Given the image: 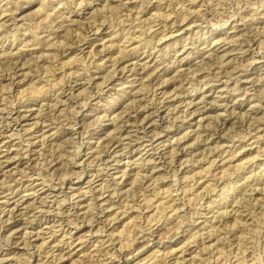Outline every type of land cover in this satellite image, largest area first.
<instances>
[{
  "label": "rangeland",
  "instance_id": "1",
  "mask_svg": "<svg viewBox=\"0 0 264 264\" xmlns=\"http://www.w3.org/2000/svg\"><path fill=\"white\" fill-rule=\"evenodd\" d=\"M74 1L75 0H0V18L2 12L9 13L8 16L1 20V22L4 20L5 22L4 24H1L3 27L0 29V72L1 69L4 68V65L9 66L4 63V61L10 57L7 51H10L17 45V41L15 44L12 42V35L15 31H17L16 33L25 31L28 33L30 39H35L36 41L42 40V43L40 44L42 45L41 50H46L45 48L50 40H44L45 38L42 37L48 34L50 30L58 28L57 26L55 27V24L59 19L61 11H65V14L72 19L79 20L75 22L68 20L64 23L65 25H68L73 22V24L67 26L68 28H73V31L68 37L71 38L73 36L87 35L86 38L79 41L78 45H73L72 49H67L64 52L65 54H63V57H61V55L46 57L49 61L41 60L39 66L33 65V61L37 60L36 56L31 57L32 55L30 54L25 56L26 58L31 57L27 61L33 65L34 71H29V69L18 71L21 75L23 72H27L28 75L25 79H22L24 78V75H19L15 83L10 79H3L0 81L1 111L2 107L9 109L12 107L11 104L15 103V106H17L18 102L21 103L24 100L26 101L27 98L29 100L33 98L34 101L31 103L36 101L44 103L51 102V99L53 100L57 97V94H54L55 90H57V83L55 82H58L57 87H61L62 85L66 87L68 82L75 85V79L78 78V82H82V84H78L72 89L74 90L71 92L73 94L70 93L67 96L63 95L65 96L64 99L67 98L64 103H58L61 108H65L63 111L59 112L60 115H58L60 117V120L58 121L59 131L62 132L68 130V123L72 122L75 118V109H81L80 113L83 112L85 114V116H80L83 117L82 122L76 125V127H80L79 130L82 131V135L81 133H74V129L72 133L69 131L68 134H63L64 136L62 137H55V135L48 136L49 138L45 139L44 144L42 143L43 138L41 139V137H39L35 151L32 152L31 164H27L25 163V160L20 161L19 159L24 156L22 154L23 151L21 150V146L19 145L22 138L17 135L4 137L6 140L5 142L9 141V143L7 146H5V142L0 144V179L3 178L4 173L11 174L9 179L11 180L12 177H15L17 180H11L10 182L12 185H15L17 191H20L23 190L26 185L31 183L35 184L37 180H40L36 179L41 176L39 172L43 173V175L48 174V179L52 176L49 171L50 169H55V172L53 173H56V175L54 177L57 175L59 178L60 176L64 177L65 175H67V177L70 176V178L73 179L71 187L70 184H65L64 191L58 194V197L56 198L50 196L45 205L48 206V203H50L56 207V199H62L64 196L70 195L72 198L71 200H68L66 207H71L72 211L77 212L75 217L72 216V218H75V220L80 222L81 225L80 228H76L72 224L71 227H74L72 230L73 233H77V235H81L82 237L92 236V240L97 238L102 239L104 237L107 238V234L116 237L117 241L116 247L113 250V256L112 258H108L107 261H103L105 260V257L102 255V261H100L98 256H93L95 252L93 248L95 247H86L85 251H82L86 243L82 245L79 244L80 242H76L71 246L73 249L70 253L74 251L79 252L77 254H74L75 252L72 253V256H69L68 260L65 261L57 259V264H136L138 260L146 257V255L150 254L155 248H162V250L164 249L165 251H168L169 262H166L165 264H173L180 252L174 255L171 254L172 252H170L169 249L172 248V246L178 247L183 243L181 239L187 232H189V230L184 232L183 229L188 228V226L189 228H192L190 225L199 223L200 220H203L197 219V215L192 217V214L196 209L200 208V205L207 204V202H205L208 199L207 195L213 193V197H216L217 190L210 191L213 186H215L213 183L217 181V178L213 179L215 175H213L212 172H217L216 174L218 175L216 176L222 174V171L230 174L228 182L230 187H232L233 196L240 199L241 203L246 201V196H248V193L246 195L241 191L243 186L252 183L251 180L246 181L245 178L251 173L249 170L254 168L263 175L259 187L264 190V121H261L264 117V0H187L183 7H181V2L184 0H124L127 1L126 5H128L129 8L123 10H121L123 6L120 8L117 6L120 2L118 0H96L89 7H83L82 9L77 8L76 10L78 11V14H76V12H68V10L74 8L72 7ZM202 2L204 4L203 7L200 6ZM170 10L173 11L170 20L171 18H174V20H177V24L173 25V27L166 28L163 27V24L166 23L165 15L169 13ZM123 12L126 14L121 16ZM234 12L238 13L236 16L237 20L234 18L229 20ZM127 13L132 15L138 13L140 19H134L133 17L128 20L126 18L131 16H128ZM193 14L196 15L198 21L189 25L187 23L188 19L184 20V17L187 15H190L191 17ZM15 16L18 17L14 19L13 17ZM94 19H96V21ZM228 20L229 22H227ZM236 22L240 25V29L238 30L234 27ZM100 23L104 24L101 25L99 30L96 28L92 29L93 27L90 26L99 25ZM131 24L133 25L132 29H135V31H133L135 35L134 38H131L128 41L124 37L127 36V32H121V30L130 27ZM176 28H181V30L175 31ZM59 29L60 28H58V30ZM163 32L172 34V36L167 37V34L165 38L160 40L158 47L153 50L157 55L159 54L161 60L164 59L167 62L170 61V58L172 60H176L177 58L181 60L180 63L183 64L184 68L182 76H174V74H176V69L178 68L177 61L176 66H174L176 67L175 69L172 68L173 70H170L165 77L157 78L155 82H152V85L154 84V86H147L146 89L141 91L138 89L141 83V80H138V78L142 76L141 69L127 70L124 73L119 71L114 76V79H116L114 81L118 80L115 86H112V84L107 85L108 83H105L103 85L104 90H101V88L99 89L98 86H100L103 79L101 76L106 73L104 69H111L113 66L120 68L125 63H128V60L122 56L124 54H131L128 55V57L133 58V60H138V56L142 61L147 60L148 57H145L147 53L141 51L146 47L147 50L152 48L155 44V40H158ZM209 32H212L210 37L208 36ZM64 33L65 32H62V34ZM54 35H56V33ZM63 39L64 37L61 36L60 40ZM192 39H196V43L193 45H197L195 50L201 49L206 45H208V49L214 48L215 51L213 56L211 58H206L205 53L203 56L193 54V57H184L187 54V51H184L183 46H187L185 50L187 48L190 50L192 43L189 42ZM198 39H201V41H197ZM217 39L220 40L221 45L215 46L217 41H214ZM53 40H57V38L52 39V41ZM67 40H69V38H67ZM205 41L207 42L204 43ZM241 42L242 45L240 44ZM104 43L109 45L107 46L106 51L102 50L105 48V46L102 45ZM240 47H242V49H240ZM138 48L141 51L136 53L135 50ZM159 49L161 50L158 51ZM176 50L179 51L176 52ZM40 52L41 51L37 52V56ZM56 52L58 53V51ZM61 62H67V64L72 62L70 69L64 68V72L74 71L71 76H63V73L60 72L61 69L56 72L51 71L52 63L54 66L56 64L61 65ZM153 63L154 62L151 61V66H153ZM88 69L89 73H93V76L96 77L95 84L93 85H85V83H88L89 79L84 78L83 75H77L79 72H86ZM220 70H224L223 75L225 74L221 80L215 75L217 74V71ZM245 73L246 76L242 77V80L239 82L246 83V85L240 92L233 91L232 88L227 89L224 87L223 81L229 78V74L233 75L230 84L234 86L235 81L239 79L237 75H244ZM29 77L30 79L27 81ZM167 77H170L168 82L166 81ZM118 78H122V80H119ZM20 79L21 82L17 83ZM45 79H47V81H43ZM200 80L202 81L201 83ZM123 81L126 82L122 83ZM23 82L24 84H22ZM192 85H200L203 90L213 88L211 91H207V93H209L207 96L209 101L207 103L200 102L199 105L202 107L200 108L201 112L198 110L193 116L190 114L193 107L186 108V102L181 103L182 100H180L185 94L196 93ZM86 86L88 87L85 88ZM245 89L247 95L243 97L240 93ZM69 90H67V93ZM183 90L185 91L181 93ZM180 93L181 95H179ZM99 94L101 95L99 96ZM169 95L171 97H167ZM124 97L126 99H124ZM84 100L87 101L86 105L82 102ZM160 100L161 102H159ZM172 103L174 104L172 105L173 107L178 106V109L180 108V110L187 109L185 115L181 117V120L183 118L185 122L181 129L182 132L180 133H176V127H174V130L165 128V125L170 124L169 119L172 120V116L176 112L168 113L169 109L164 107V105L169 106V104ZM34 106L35 109H38L40 105ZM158 107H162L161 120L160 122L156 121V123L159 124H155L151 129L153 131L161 130L162 133L154 135V137L163 138L156 140L154 144H157L162 139H166L168 146L164 145L160 148L162 152L155 155L156 160H152L153 157H151L152 154H150L152 153V150L146 153L147 149H144V145L140 149L141 152H138L137 150L134 151L133 157L132 154L127 153L122 155V160H113L112 158L110 165L107 168H105L104 164L98 166L94 165L93 162H90V160L92 161L95 159L101 153L104 146L113 139V136L116 133L115 124L117 123V119H114L113 116L115 113L120 114V116L125 115L126 118H129L130 121L128 123L119 122L118 125H124L126 132L130 129L135 135L136 122L141 124L146 123L147 125L148 123L145 117L149 115V113L155 111ZM19 108L24 109L27 108V106H20ZM3 111L5 117L8 116L9 113L6 110ZM128 113H131V116H128ZM181 113L183 114V112ZM100 115H102V117L104 116V118L94 124L95 119ZM201 116H205V119L200 124L199 119ZM134 117H137L138 119H135ZM37 118L38 116L35 118L33 115L29 119L22 121L21 125H15L14 127L10 126V129L11 127H13V129L8 133H11L13 130L16 132L22 130L21 132L24 134L25 139L26 137L30 138L35 135H40L42 132V125H40V123L33 124ZM143 119H145L144 122H142ZM181 120H176V122H180ZM218 120L220 121L219 130H221L222 126L225 127L224 131L221 132V134L225 135L224 138H216L218 134L212 136L208 135L210 132L204 130L209 129L212 124H217ZM223 121H225V125H223ZM243 121H254L257 122L255 123L256 125L261 124V128L258 130L263 134L262 138L259 139L252 133L248 134L246 137L240 136L239 134L242 131H246V127L242 126ZM63 124L65 126H63ZM83 124H85V127ZM0 125H2V123ZM24 129H27V131H24ZM34 129H36V131H34ZM45 129H49V127H46ZM188 129L191 134L182 140L183 145H181L180 148L184 145H190L187 148L189 155L193 154L191 155L192 159L186 163L185 167H183L185 168L184 171H182L183 168L180 169L181 166L177 164L176 172L178 175L174 176L173 165H171L170 162L168 164L170 167H167V164H162L165 163L166 160L171 159H168L169 151L173 148V145L170 146V140L174 143L176 139L183 137V134ZM53 130L55 129H51L49 133L53 132ZM87 130L89 131L87 132ZM32 131L34 132L32 136L27 134ZM200 131L203 134L200 142H195L197 132ZM94 132H98L99 136ZM140 133L141 132H139V134ZM142 133L140 136H143ZM153 134L154 132H151L150 135ZM134 135L132 138H127L125 142H128L131 147L135 145L136 148L138 145H136L137 142H135ZM233 136H235V138ZM2 137L3 136H0V138ZM213 137H215L216 140H222L220 143H226L222 148L224 150L220 152L223 153V156H226L228 161L226 164H222L223 166L217 170L213 168H211V170L208 169L213 155L201 159L204 151L206 152L209 148L205 143L206 138H210L207 140V143L214 146L215 143H210ZM148 138L149 137L147 136L144 137V139ZM54 148H56L55 151ZM203 148H205V150H203ZM8 149H10L9 155L12 156L9 159H7ZM252 149L255 150L249 151ZM17 150H20L19 154H16ZM57 150L59 153H57L55 157L57 158L60 156V153L62 157L55 159L53 162L50 160L47 161V158H54L52 154H55ZM125 150L128 151V149ZM257 150L262 154L260 157L256 156ZM88 151H93V155L90 158H88L89 154H86ZM41 152H43V154H40ZM181 152L182 151L179 152V156L182 155ZM28 155L25 159L28 158ZM38 158L40 161L36 163V161L39 160ZM130 158L132 161L130 165L126 167V164L124 163L128 162ZM45 159L46 161H44ZM153 161H157V167L153 166L155 165ZM117 165H119L121 170L129 171L130 175L121 177L122 171L120 170L118 172V168H116ZM159 166H161L162 169L160 171H158ZM2 167L4 168L3 170H1ZM171 167L173 168L171 169ZM98 168L104 171H100L102 172V175L95 176L93 179L94 181L92 182L88 181L89 178L86 175L81 178L78 176L80 171H85L87 174H90V169L96 170ZM24 169H26L27 172L24 171ZM146 172L153 175V179H159L158 186L160 187L153 190H146V195H142V188L144 187L140 177ZM201 172H207V174L210 175L205 179L204 176L200 177ZM28 173H34V176L28 177ZM137 175L138 180H135ZM21 177L24 182L23 185V182H20ZM177 177H181L182 182L178 180L177 183L175 182V184H173L174 179ZM126 178H128V180L124 182ZM196 179H198L197 182ZM114 180H119L120 184H114ZM106 182L109 184L111 183V187L110 189H102L104 190V196L108 197L113 189H120L123 186L124 189H122L126 192L122 193L119 197H117L116 194L113 197L116 206L120 204L124 205L129 202L128 204H134L135 208H132L134 210H130V212L125 215H120L121 219L124 218L123 222L120 220L113 221L107 226L105 232L100 233L95 231L97 227H94V230H89L90 228H93L92 222L95 218L93 217L91 219L92 213L83 214V211L86 208L83 210L80 208L83 207V200L91 194L92 191L89 190H92L93 188V191L98 193V191H101L102 187L104 188ZM208 182H211L210 184L212 185L209 184L205 187ZM20 183L22 187L19 188L20 185L16 184ZM101 183H104V185L102 186ZM222 185L223 183L220 184L217 189ZM40 186L41 185L38 187ZM177 187H179L178 190H176ZM197 187L199 190H196ZM24 192L25 191H21L20 195ZM83 192H86V195L83 194ZM257 192V196H263L260 200L261 205H249L251 210L255 209L253 214L255 220L251 218L248 220L247 224L242 223L238 226L235 231L236 237L233 239V247L230 248L228 246V239H222L220 242H218L217 239L211 241V243L214 242L216 245V250L217 248L220 250L219 254H221V256L217 261L218 264L233 263V260L236 258L234 255L238 253V251H241V249H238L240 246L239 240L244 244L250 241L251 247L248 251H252L253 257L251 258L250 256L248 258V263L264 264V251L262 248L264 246V191L262 192V190H260ZM255 193L256 192H254V194ZM33 196L34 195H31L30 200H28L33 201L31 203L38 201L37 198L34 200ZM203 196L204 200H202ZM146 197L150 200L145 201ZM173 197H177L176 201L171 200ZM4 199L5 197H2L1 194L0 203H3ZM216 199H219V196L216 197ZM229 199L232 200L231 195H229ZM71 203H77L78 205L75 204V206H70ZM106 205H109V203H106ZM174 205L175 207H183V210L179 211L180 216H178V218L168 219V215L170 214L169 209ZM21 209L22 210L16 212V222L13 224L15 225V228H17L16 230H18V232L13 234L14 238L19 239L20 244L17 246L14 244L12 246V250L16 249V257L14 259L10 256L9 257L10 259H13V263L16 264H36V256L39 250L37 246L33 245L28 247L23 243V232L26 230L25 227L28 228V233L30 231L33 232L31 234H26L24 239L29 238L30 235L31 241L40 243L42 241V236L47 238L48 241L53 237H50L51 232H44L47 230H42L40 238L37 237L38 230H31L33 227H36V223H34V226H31L30 223H22L27 220L28 215L24 214L27 211L25 206H22ZM21 211H23L22 214ZM55 211H57V209ZM184 221L186 222L183 223ZM229 221L232 223L234 219L231 217L229 218ZM125 222H127L126 225H124ZM18 223L19 225H17ZM42 226L43 228H47L45 227L46 223H43ZM67 228L68 226H66V229ZM53 229H57V227ZM6 230L8 229L4 228L0 231V237H2V233L8 234ZM143 230H145V233H147L148 230H158L155 238L151 240L145 248H142V246L146 243V240H144V237L139 236ZM226 231L227 228H223V232H219H222V236H225ZM60 234L61 230L57 232V235ZM208 241L209 240L206 242ZM199 243V245L203 246L204 241L199 238ZM201 246L195 250L197 245H194L188 250V254H186L187 261L184 264H216L214 262L210 263L208 259H194V255L199 254L197 257H205L207 255H201ZM44 248L45 246H43V252ZM68 249L69 247H67V244L64 245L63 252L66 253V250ZM104 249L106 250V248ZM26 250L29 251L27 252ZM5 252L6 250L4 253ZM60 252V250H56V253ZM189 252H191V254ZM67 254L68 253H66V255ZM219 254H216V257ZM164 256L165 255L163 254L159 256L156 262H162ZM191 257L196 261L189 263ZM254 257L256 259H253ZM7 261L8 260L1 261L0 264H9Z\"/></svg>",
  "mask_w": 264,
  "mask_h": 264
},
{
  "label": "bare ground",
  "instance_id": "2",
  "mask_svg": "<svg viewBox=\"0 0 264 264\" xmlns=\"http://www.w3.org/2000/svg\"><path fill=\"white\" fill-rule=\"evenodd\" d=\"M95 1L96 0H80V1L75 0L74 4L72 5V7H74V8L71 10H68V12L69 13L76 12V14H78L77 13L78 11L76 10L77 8L82 9L83 7H89ZM118 1H120L117 4L118 8L123 6L121 8V10L129 8V6L126 5L127 1H124V0H118ZM186 1L187 0H184L181 2V7L185 6ZM203 5L204 4L202 2L200 4V6L203 7ZM153 6H154V4H153ZM104 10H106V9H104ZM124 14H126V13L123 12L121 14V16H123ZM127 14H128V16L129 15L131 16V17L126 18L128 20H129V18H133V17H134V19H137V18L140 19L138 13L136 15H134V14L132 15L129 13H127ZM237 14H238L237 12H234V14L232 16H230L229 20L233 19V18L236 19ZM8 15H9V13L2 12L1 18H0V29L3 27L1 24H4V22H5V20L3 22H1V20ZM172 15H173L172 10H170L169 13H167L165 15L166 16L165 17L166 23L163 24V27H166V28L173 27V25L177 24V20H174V18L173 19L171 18V20H170V17ZM17 17L18 16H15L13 18L16 19ZM185 19H188L187 23L189 25H192V23H196L198 21L195 14H193L191 17H190V15H187L184 17V20ZM68 20H72L73 22L79 21L77 19H72L70 16H67V14H65V11H61L59 14V19L55 24V27L57 26L60 29L59 30H58V28L52 29V30H50V32H48V34H46L45 36L42 37V38H45L44 40H47V39L50 40L47 43L48 45L45 48L46 50H43V51L41 50L42 45H40L42 43V40L36 41L35 39L34 40L30 39L28 37V33L25 31L21 32V33H19V32L16 33L17 31H15V33L12 35L13 36L12 42H13V44H15V42L17 41V45L13 49H11L10 51H7V53L9 54L10 57L7 60H5L4 63L8 64L9 66L4 65V68L1 69V72H0L1 73L0 74L1 80L0 81H2L3 79H10L13 83H15V81L19 75L20 76L24 75V78H22V79H25V77H27L28 73L23 72L21 75L20 72H18V71H24L25 69H29V71H34L33 65L39 66L41 60L49 61V59L46 58L49 56L51 57V56L61 55V57H63L64 56L63 54H65L64 52L67 49H70V48L72 49L73 45L74 46L78 45L79 41H82L84 38H86L87 35L73 36L71 38L68 37V35L71 34V32L73 31V28L67 27L68 25L70 26L71 24H73V22L69 23L68 25L64 24ZM94 20L96 21V19H94ZM229 20L227 22H229ZM103 24L104 23H100L99 25H94V26L90 25V26L93 27L92 29L96 28L97 30H99L101 25H103ZM132 27H133V25L131 24L130 27L124 28L123 30H121V32L122 31L127 32V36H124V37L128 41L131 38H134V35H135V33L133 32V31H135V29H132ZM234 27H236L237 30L240 29L239 23L236 22ZM179 30H181V28L175 29V31H179ZM171 31H173V30H171ZM62 32H65L66 34L65 33L62 34ZM55 33H56V35H54ZM171 33H173V32H171ZM205 33H207V32H205ZM167 34L168 33L163 32L162 36L158 40H155V44L149 50L146 49L147 47L144 49L141 48V49H143L142 51L139 48L135 50L136 53L139 51L146 52L147 54L145 57H148L147 60L142 61L141 58H139V56L137 58L138 60H133V58L128 57V55H131V54H124L122 56H123V58L128 60V63H125L120 68L113 66L111 69H108V68L104 69L106 71V73H105V75L101 76L103 79L101 81L100 86H98L99 89L101 88V90H104L103 85L105 83L106 84L108 83L107 85L112 84V86H115L116 82L118 80L114 81V80H116V79H114V76L119 71L124 73L127 70L141 69L142 76H140L138 78V80H141V83L138 87V89L141 91L143 89H146L147 86H151L152 82H155V80L157 78H163V77H165V75H167L170 72V70L175 69L176 67H174V66H176L177 61H178V63H177L178 68L176 69V74H174V76H179V77L182 76L184 73V72L182 73V71H184V68H183V64L180 63L181 60H179L178 58L176 60H172L170 58L169 59L170 61H168V62L164 59L161 60V58H159V54L157 55L153 50V49H156L158 47L160 40L165 38ZM211 35H212V32H209L208 36L210 37ZM61 36L64 37L63 40H60ZM168 36H172V34H168L167 37ZM54 38H57V40L52 41V39H54ZM67 38H69V40H67ZM136 40H140V39H136ZM197 41H201V39L200 40L198 39ZM216 41H217V43L215 46L221 45V42L219 39L215 40L214 42H216ZM206 42L207 41H205L204 43H206ZM189 43H192V45L190 46V50H189V48H187L185 50V48L187 46H185V45L183 46L184 51H187V54L184 57H188V58L191 56L193 57V54L203 56L206 53L205 57L211 58L214 54L215 49L214 48L208 49L207 48L208 45L202 47L201 49L195 50V47L197 45H195V46H193V45L196 43V39L190 40ZM240 44L242 45V42ZM102 45L105 46V48L102 50L106 51L107 46H109V45L106 43H104ZM126 47H128V46H126ZM15 48H16V50H15ZM240 49H242V47H240ZM160 50L161 49H159L158 51H160ZM39 51H41V52L37 56V52H39ZM56 51H58V53ZM178 51L179 50H176V52H178ZM29 54L32 55L31 57H33V56L37 57V60L33 61V65H31V63H29L27 61L31 57H29V58L25 57ZM129 61H131V62H129ZM151 61L154 62L153 66H151L152 65ZM71 63L72 62H69L67 64V62H65V63L63 62L61 65L56 64L54 66L52 63L51 64V67H52L51 71L56 72L57 70L61 69L60 72L63 73L62 74L63 76L64 75L71 76V74H73L74 71L67 72L65 70L66 72H64V68L70 69ZM211 64H213V63H211ZM223 72H224V70L217 71V74H215V75H217L216 77H218V79L221 80L222 77L225 76V74L223 75ZM99 73H100V71H99ZM79 74L83 75L84 78L89 79L88 83H85V85L95 84V78L96 77L93 76V73H89V69L86 72H79L77 75H79ZM77 75H74V76H77ZM228 76H229V78L227 80L223 81L224 87H226L227 89L232 88L233 91H239L240 92L243 89V87H245L246 83H242L239 81L242 80L241 79L242 77L246 76V73L244 75H239V76L237 75V77H239V79H237L235 81L234 86L230 84V80H231V78H233V75L229 74ZM29 79H30V77L27 79V81ZM92 79H93V82H92ZM118 79L122 80V78H118ZM169 79H170V77H167L166 81L168 82ZM145 80H147L148 82ZM43 81H47V79H45ZM19 82H21V79H20V81L19 80L17 81V83H19ZM24 82L22 84H24ZM75 82H76L75 85H72L71 82H68L66 87L63 85L61 87L60 86L57 87L58 82H55V83H57V85H56L57 90H55L54 94H57V97L54 98L53 100L51 99L52 97L49 98V99H51V102L44 103V102H39V101L37 102L36 101V102L31 103L32 101H34L33 98L31 100H29L27 98L26 101L24 100L21 103L18 102L17 106H15V103L11 104L12 107H10L9 109L8 108L5 109L2 107L1 111H0V124L2 123V125H0V136H3V137L0 138V144L4 143L6 141L4 139V137H12L13 135H17V136L21 137L22 140L20 141L19 145L21 146V150L23 151L22 154L24 156L20 157L19 159H20V161L25 160V163H27V164H31L30 161L32 159V157H31L33 154L32 152L35 151V147L37 146V140L39 139V137H41V139L43 138L42 143L44 144L45 139L49 138L48 136L55 135V137H59V136L62 137V136H64L63 134H68L69 131H71V133H72V131L74 129H75L74 133H81V135H82V131L79 130L80 127H76V125L81 123L83 120V117H80V116L81 115L85 116V114L83 112L80 113L81 109H78V110L75 109L76 115H75V118L73 119V121L68 123L69 124L68 130L67 131L64 130L62 132L59 131V122L58 121L60 120V117L58 115H60L59 112L63 111V109H65V108H61V106H59L58 103H60V102L64 103V101L67 100V98L64 99V97L69 95L72 91H74L72 89H74L78 84H82V82H78V78L75 79ZM124 82H126V81H123L122 83H124ZM190 82L193 83L192 81H190ZM201 82L202 81L200 80V83ZM96 83H98V82H96ZM10 84H12V83H10ZM152 86H154V84ZM192 86H193V89L195 90L196 93L185 94V95H183V97L180 100H182L181 103L186 102V104H185L186 108L193 107V109L190 111V114L193 116L197 113L198 110L201 112L200 108H202V107H200V105H199L200 102L207 103L209 101V99L207 98L209 93H207V91H211L213 88L203 90V89H201L200 85H192ZM11 87H12V85H11ZM87 87L88 86H86L85 88H87ZM67 90H69L68 93H67ZM184 91L185 90H183L181 93H183ZM245 91H246V89L244 91H242V93H240L241 95H243V97H245L247 95V93ZM181 93L179 95H181ZM197 93H199V94H197ZM71 94H73V93H71ZM63 95H65V96H63ZM100 95L101 94H99V96ZM175 95H178V94H175ZM62 96H63V98H62ZM167 97H171V96L169 95ZM124 99H126V98L124 97ZM82 102L84 105L87 104V101H85V100ZM159 102H161V100ZM168 102H170V101H168ZM34 105H40V106L38 109H35ZM172 105H174V104L173 103L169 104V106L164 105V107L169 109L168 113L169 112H171V113L176 112L172 116V120L169 119L170 124L165 125L166 126L165 128H169V129L174 130V127H176L175 128L176 133H178V132L180 133V132H182L181 129H182L184 122H185V120L183 118L181 120V117L183 115H185V112H187V109L185 108L183 110H180V108L178 109V106L173 107ZM20 106H27V108L21 109V108H19ZM43 107H45V108H43ZM253 107H255V106H253ZM3 110H6L9 113L8 116L5 117V114H3L4 113ZM161 110H162V107H158L155 111L149 113V115H147L145 117V119L147 120V123H148L147 125H146V123L141 124L139 122H136V133H135V135L130 129L128 130V132H126L124 125H122V124L118 125L119 122H121V123L127 122L128 123L130 121L129 118H126L125 115L120 116V114L115 113L113 116H114V119H117V123L115 124V127H116L115 132L116 133L114 134L113 139L111 141H109L104 146V148L101 150V153L92 161L90 160V162H93L94 165H98V166L101 164H104L105 168H107L110 165V161L112 160V158H113V160H122V155L127 154V153L132 154V157H133L134 151L137 150L138 152H141L140 149L144 145H145L144 149H147L146 153L149 152L150 150H152V153H150V154H152L151 157H153L152 160L153 159L156 160L155 155L162 152V150L160 148H162L164 145L168 146L166 139H162L157 144H154V142L156 140L163 138V137H160V138L154 137V135H159L162 132H161V130L160 131H158V130L153 131L151 129V127L154 126L155 124H159V123H156V121L160 122V120H161V118H160L161 117ZM181 112H183V114ZM9 115H11V116H9ZM33 115L35 118L38 116V118L36 119L35 122H33V124L34 123H36V124L40 123V125H42L41 126L42 132L40 133V135H35L33 137H30V138L26 137V139H25L24 134H22V132H21L22 130L21 131L18 130L17 132L13 130V131H11V133H8L10 130L13 129V127L15 125H21L22 121L29 119ZM127 115L131 116V113H128ZM186 115H188V114H186ZM9 117H11V118H9ZM102 118H104V116L103 117H102V115L98 116L95 119L94 124L96 122H98L99 120H102ZM134 118L138 119L137 117H134ZM145 119H143L142 122H144ZM204 119H205V116H201L199 119V123L201 124ZM176 120H181V121L176 122ZM261 121H264V117ZM73 122H74V124H73ZM132 123H134V122H132ZM178 123H180V124H178ZM255 123H257V122H254V121L253 122H251V121L244 122L243 121L242 126L246 127V131H242L239 135L242 137H246L248 134L252 133V134H254V136L258 137L259 139L262 138L263 134H261L260 131L258 130L261 128V126H260L261 124L256 125ZM219 125H220V121L218 120L217 124L216 123L212 124V125H210L209 129H204V130L210 132L208 135L212 136V135L218 134V136L216 138H218V137L224 138L225 135L221 134V132L224 131L225 127L222 126L221 130H219ZM223 125H225V121H223ZM10 126H13V127H11V129H10ZM63 126H65V125L63 124ZM83 126L85 127V124H83ZM46 127H49V129H45ZM3 128H5V129H3ZM204 128H208V127H204ZM51 129H55V130H53V132L49 133V131ZM177 130H179V131H177ZM24 131H27V129H24ZM34 131H36V129H34ZM88 131L89 130H87V132ZM98 132H100V131H98ZM98 132L97 133L94 132V133H96L99 136ZM139 132H141V133L143 132L142 133L143 136H140L141 133L139 134ZM151 132H154V134L150 135ZM33 133L34 132L32 131V132H28L27 134H30L32 136ZM190 134H191V132L188 129L183 134V137L176 139L174 143H173V141L170 140V146L173 145V148L169 151V158L168 159H170V158L171 159L166 160L165 163H163L162 165H165V164L168 165L170 162L171 165H173V167H174V169H173L174 170V172H173L174 176L178 175L176 172L177 164H179L181 166L180 169H182L183 167L186 166V163H188L192 159L191 155H193V154H191L192 153L191 152L190 153L191 155H189L188 148H187L190 145L189 146L184 145V146H182V148H180L181 145H183L182 140L187 138L188 136H190ZM133 135L135 136V142H137L136 145H138L136 148H135V145H133L131 147L128 142H125L127 138H132ZM202 135L203 134L201 133V131L197 132L195 142H200ZM146 136L149 138L144 139V137H146ZM233 137L235 138V136H233ZM216 138L213 137V139L210 141V143H215L214 146L209 145V143H207V140H209L210 138H208V139L206 138L205 143L209 146V148L206 150V152L204 151V154L201 157V159H203V158L205 159V158H208L210 155H213L212 159L210 160V164L208 166V169H210V170H211V168L217 170L223 166L222 164H226L228 161L226 156H223V153L220 152V151L224 150L222 148L224 147V145L226 143L225 142L220 143V141H222V140H216ZM130 141H131V139H130ZM146 142H148V143H146ZM8 143H9V141L5 142L4 143L5 146H7ZM149 147H151V148H149ZM125 149H128V151H126ZM55 150H56V148H54V151ZM203 150H205V148H203ZM253 150H255V149H252L249 151H253ZM125 151H126V153H125ZM180 151H182L181 156H179ZM9 153H10V149H8L7 159L12 157L9 155ZM19 153H20V150H17L16 154H19ZM57 153H59L58 150L56 151L55 154H52V156L54 158L53 159L47 158V161L50 160L51 162H53L55 159L62 157V155L60 153V156H58L56 158L55 155ZM40 154H43V152H41ZM86 154H89L88 158H90L93 155V151H90V152L88 151V152H86ZM27 155H28V158L25 159V157ZM261 155H262L261 152L259 150H257L256 156L260 157ZM189 156H191V157H189ZM39 161H40V159L38 161H36V163H38ZM44 161H46V159ZM44 161H42V162H44ZM131 161L132 160L130 158L128 160V162L124 163V164H126V167H128L130 165ZM85 162H86V160H85ZM153 162L155 164L153 166L157 167V161H153ZM0 166H1V163H0ZM53 167H54V165H53ZM167 167H170V166L168 165ZM173 167H171V169ZM116 168H118V172L121 170L119 168V165H117ZM3 169L4 168L2 167L1 170H3ZM171 169H170V171H171ZM54 170L55 169L49 170L51 175H52L51 177H49V179H48V174L43 175V173L39 172V174H41V176L37 177L36 179H40V180H37L35 184L31 183L29 185H26V187L20 191H17V189L15 188V185H12V183L10 182L11 180H17L15 177H12V179L10 180L9 177L11 176V174H5L4 173L3 178L0 179V195L2 194V197H5V199L3 200V203H0V231L4 228L8 229V230H6L8 232V234L2 233V237H0V242L2 240V242L0 243V255H3V256H0V262L8 260L7 262H9V264H16V263H13V259L16 257L17 252H16V249L12 250V248H13L12 246L14 244L16 246L18 244H20V240L14 238L13 234L18 232V230H16L17 228H15V225H13V224H14V222H16L15 221L16 212L22 210L21 209L22 206L26 207L27 211L24 214L28 215L27 220L22 222V223H25V222L30 223L31 226H34V223H36V227H33L31 230L37 229L38 230L37 237H39V238H40V235L42 234V230H47V231H44L45 233L51 232L50 237H53L50 241H48L47 238L42 236V241L40 243L31 241L30 235H29V238L24 239L26 234H31L33 232V231H30L28 233V231H27L28 228L25 227L26 230L23 232L24 233L23 234V243L26 244V246H28V247L33 246V245L37 246L38 250H39V252L36 256V264H57L56 263L57 259H62L64 261L68 260L69 256H72V253L75 252L74 254H77L79 252V251H74V252L70 253V251L73 249V248H71V246H73L76 242H80L79 244H82V245H84V243H86L84 245L82 251H85L86 247L87 248H90L91 246L95 247V248H93V250H95L93 256H98L100 261H102L101 255L103 257H105L104 258L105 260H103V261H107L108 258H112L113 250L116 247V241H117L116 237L111 236L110 234H107V236H108L107 238L104 237L102 239L97 238L95 240H92V236L82 237L81 235H77V233H73L72 230L74 227H71V225L73 224L76 228L77 227L80 228L81 225H80V222H77L75 220V218H72V216L75 217L77 212L72 211L71 207H66L68 200H71L72 196L66 195L62 199H56V201H57L56 207H54V205H52L50 203H48V206L45 205L48 202V198H50V196L56 198V197H58V194H60L62 191H64L65 184H70V187L73 184V179L70 178V176L67 177V175H65L64 177L60 176V178H59V176L57 175L56 177H54L56 175V173H53V172H55ZM125 170H126V168H125ZM160 170H162L161 166H159L158 171H160ZM184 170H185V168L182 169V171H184ZM24 171H26V169H24ZM100 171H104V170H101L99 168L96 170L90 169L89 170L90 174H87L85 171H82V172L80 171V173H78V176L81 178V177H84L86 175L89 178L88 181L92 182V181H94L93 179L95 176L102 175V172H100ZM121 171H122L121 177H124L125 175H130V172L127 170L126 171L121 170ZM249 171L251 173L248 176H246L245 178H246V181L251 180L252 183L251 184L249 183L248 185L245 184L243 186V189L241 191H243V193H245L246 195L248 193V196H246V201H244L242 203L240 202V199H238L236 196H233L234 194L232 193V187H230V184L228 182V179H230V174H227V172L222 171V174H220L219 176H216V175H218V174H216L217 172H212V174L215 175L213 179L217 178V181L213 183L215 186H213V188L210 191H212V190L216 191L217 190L216 191V197L219 196V199H216V197H213V193H211V195L208 194L207 195L208 199L205 201V202H207V204L206 205L205 204L200 205V208L196 209L193 212L192 217L194 215H197V219H203V220H200L199 223H194V224L190 225V226H192V228H189V226H188V228L183 229L184 232L189 230V232H187L186 235H184V237L181 239L183 243L178 247L172 246V248L169 249V251L172 252L171 254H174V255L177 254L178 252H180V254L177 255V258L174 260L173 264H184L187 261L186 254H188V250L191 249L194 245H197L195 250H197V248H199L201 246V245H199L200 244L199 238H201V240L204 241L203 246H201V250H200V251H202L201 255L202 254H207V255L205 257H197L199 254L194 255L193 256L194 259L195 258L200 259V260L208 259L210 261V263L214 262V263L218 264L217 261L219 260L221 254H219L220 253L219 248H217V250H216V245L214 244V242L211 243V241H213L214 239H217L218 242H220V240H222V239H224V240L228 239L227 240L228 246L230 248L233 247V244H234L233 239L236 237L235 231L238 228V226L242 223L247 224L248 220L251 218L253 220H255V218H253L254 217L253 214H254L255 209L251 210L250 209L251 207L249 205L260 206L261 205L260 200L263 197V196H257V194H258L257 191H260V190H262V192L264 191L263 188L260 189V187H259V185H260L259 183H260L261 179L263 178V175H261V173H259V171L254 169V168L249 170ZM209 175L207 174V172H205V173L201 172L200 173V177L204 176L205 179ZM27 176L33 177L34 173H28ZM140 178L142 179V185L144 187V188H142V191L144 192V193L142 192V195L146 193L145 192L146 190H153L155 188L160 187V186H158L159 179H153V175L148 174L147 172L142 174ZM127 180H128V178H126V180H124V182H126ZM135 180H138V175L135 177ZM178 180L182 182L181 177H177L174 179L173 184H175V182L177 183ZM197 180L198 179H196V182H197ZM114 181H115L114 184H120L119 180H114ZM148 181H150V182H148ZM20 182L21 183L23 182L22 177H21ZM132 182H133V179H132ZM21 183L16 184V185H20L19 186V188H20V187H22ZM210 183L211 182H208L205 185V187H207ZM222 183H223V185L219 189H217V187L220 186V184H222ZM23 184H24V182L22 183V185ZM101 184H102V186L104 185V183H101ZM107 184H109V183L106 182L104 188L102 187L101 191H98V193L93 191L92 187H89V188H92V190L91 189L89 190L92 192L89 196H87L85 198V200H83V207L80 208L81 210L86 208L83 211V214L92 213L91 219L93 217L95 218L92 222L93 228H90L89 230H94V227H97L95 229V231L100 232V233L105 232L107 230V226L109 224H111L113 221H119L120 220L123 222L124 218L121 219L120 215H125L126 213L130 212V210L133 211L134 209H132V208H135L134 207L135 205L132 203L129 205L128 204L129 202L124 204V205L120 204V205L116 206V203H115L113 197L115 194L117 197H119L122 193L126 192L123 190L124 189L123 186L120 189H118V188L113 189L110 192V194L108 195V197L104 196V193H103L104 190H102V189H106V188L110 189V187H111V183L109 185H107ZM39 185H41V186L38 187ZM210 185H212V184H210ZM132 186H133V183H132ZM204 188H202V189H204ZM178 189H179V187L176 188V190H178ZM196 190H199V188L197 187ZM21 191H25V192L22 195H20ZM254 192H256V193L254 194ZM3 193H4V195H3ZM73 194H75V193H73ZM83 194L86 195V192H83ZM31 195H34L33 196L34 200H36V198H37L38 201H35V203H31L33 201H28V200H30ZM127 195H129V194H127ZM229 195L232 196V200L229 199ZM55 198H53V199H55ZM145 199H144L145 201L150 200L149 198L147 199V197ZM176 199H177V197L176 198L173 197L171 200L176 201ZM202 200H204V196H203ZM190 201H191V199H190ZM106 203H109V205H106ZM75 204H77V203H71L70 206H72V205L75 206ZM182 208L183 207H180V206L175 207V205H174L171 209H169L170 214L168 215V219L178 218V216H180L179 211L183 210ZM56 209H57V211H55ZM22 213H23V211H21V214ZM127 216H129V215H127ZM231 217L234 219V221L232 223H230V221H229V218H231ZM42 221H44V222H42ZM94 221H95V223H94ZM185 222L186 221H184L183 223H185ZM43 223H46L45 227H47V228H43V226H42ZM126 224H127V222L124 223V225H126ZM17 225H19V223ZM66 226H68L67 229H66ZM56 227H57V229H53ZM223 228H227L225 236H222ZM60 230H61V234L57 235V232ZM219 231H222V232H219ZM156 232H158V230H151V231L148 230L147 233H145V230L142 231V233L139 236L144 237V240H146V243L142 246V248H145L148 246L147 244L150 243V241L155 238ZM207 240H209V241L206 242ZM239 242H240V246L238 249H241V251L240 252L238 251V253H236L234 255L236 258L233 260L232 264H251V263H248V261H249L248 258L250 256H251V258L253 257L252 251H250V250L248 251V249L251 247L250 241H248V243H245V244L243 242H241V240H239ZM66 244H67V247H69V249L66 250L67 251L66 253H68L67 255L65 252H63L64 251V245H66ZM43 246H45L44 252L42 251ZM104 248H106V250ZM243 248H244V250H243ZM262 248L264 251V246ZM5 250H6V252L4 253ZM56 250H60L61 252L56 253ZM26 251L28 252L29 250H26ZM133 252H134V250H133ZM189 253L191 254V252H189ZM162 254L165 255L162 259V262L157 263L156 261H157L158 257L161 256ZM216 254H219V255L216 257ZM5 255H7V256H5ZM9 256L12 257L13 259H10ZM8 257H9V259H8ZM168 258H169L168 251H165L164 249L162 250V248H155L150 254L146 255V257L138 260L136 262V264H165L166 262L167 263L169 262ZM159 259H161V258H159ZM253 259H256V258L254 257ZM195 261L196 260H193V258L191 257L189 263H192ZM253 262H254V260H253ZM28 264H31V263H28Z\"/></svg>",
  "mask_w": 264,
  "mask_h": 264
}]
</instances>
